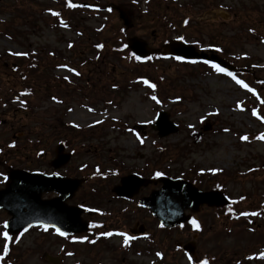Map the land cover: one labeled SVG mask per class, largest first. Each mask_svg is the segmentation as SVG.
<instances>
[{
	"label": "rangeland",
	"instance_id": "rangeland-1",
	"mask_svg": "<svg viewBox=\"0 0 264 264\" xmlns=\"http://www.w3.org/2000/svg\"><path fill=\"white\" fill-rule=\"evenodd\" d=\"M78 2L90 4L93 0ZM136 2L114 3L130 14L131 35L145 38L152 47L176 39L179 33L198 50L215 41L227 48L224 57L237 67L254 71L253 79L240 78L252 91L209 65L186 64L175 57H154L140 63L123 50L126 37L117 11L75 10L63 0H0V85L10 98L25 89L18 104L1 95L2 107L9 110L7 126L15 124L6 137L15 134L21 144L14 156L26 166L35 165L42 150L53 156L57 144L66 139L75 151L73 163L82 173H92L98 165L106 169L110 159L186 179L218 171L224 191L234 200L241 193L252 195L238 208L242 223L246 217L242 213L251 204L264 202V23L254 12V5H262L264 0H221L222 7L215 3L207 7L204 0ZM151 10L158 17L172 12L174 18L186 14L192 18L185 29L181 25L160 28L165 19L148 14ZM250 27L255 33H250ZM23 75H27L25 79ZM144 80L155 84V90ZM153 95L159 103L151 99ZM161 110L169 113L177 132L158 136L152 123ZM141 125L144 127L138 128ZM23 132L27 146L21 142ZM25 154L32 161L21 160ZM80 194L85 196L84 191ZM211 211L209 220L214 214ZM251 217L256 221L251 231L240 224L220 240L226 252L216 264H264L260 256L264 252V217L258 213ZM220 222L223 227L214 224V229L224 228L226 218ZM255 227L261 229L254 232ZM215 233L204 231L201 249H213L209 243ZM255 233L262 238L254 237ZM34 235L15 239L16 251L25 256L21 264L40 263L39 255L30 252L34 248H29L34 246ZM175 235V241L190 238ZM174 261L191 264L179 253Z\"/></svg>",
	"mask_w": 264,
	"mask_h": 264
},
{
	"label": "flooded vegetation",
	"instance_id": "flooded-vegetation-1",
	"mask_svg": "<svg viewBox=\"0 0 264 264\" xmlns=\"http://www.w3.org/2000/svg\"><path fill=\"white\" fill-rule=\"evenodd\" d=\"M220 2L221 0H205V5L212 7L211 4L215 3L217 6ZM254 12L263 17L258 16L259 20L261 18L260 22L264 23V4H255ZM1 88L3 87L0 85V99L1 95L4 94ZM8 112L9 110L3 108L0 103V190L5 189L8 183L12 182L9 180V175L15 169L39 171L45 175L65 178H85L86 182L63 202L66 206L64 210L53 209L48 211L43 209L42 213L60 215V221L70 222V224L81 217L86 223L83 222L80 229H85L87 226V230L60 235L53 227L34 225L18 235L9 234L12 239L5 241L3 233L7 231L4 225L12 215L7 209L0 207V255H3V245L8 244V254L0 261V264H21L25 256L21 257L17 254L14 244L15 239L24 234H35L33 236L34 246L29 248H34L30 250L31 253L34 251L39 255V264H172L175 246L179 247L187 243L192 245L194 254L189 256L193 257L194 261L198 263L207 261L208 264L218 263V256L220 257L222 251L219 234L214 226L210 225L208 228L209 233L216 231L215 236L210 238L212 242L209 243V245L213 243L211 247L214 249L208 248L207 251L201 249L202 242L199 244L198 235L196 236V233L200 234V230L204 228L206 221L210 219L209 217L200 218L199 227H196V231L190 235L188 232H190L191 226L184 224L173 228L163 227L150 209L142 205V200L148 198L153 191L161 187V183L157 180L158 170H143L137 167L127 169V166L112 163L110 159V169L99 170L96 175L87 173L84 176L79 167L73 163V157L64 167L56 169L52 165L56 155L49 156L46 150L41 152L37 158L39 159L38 164L26 166L25 162L16 160L14 156L17 148L15 145H21L17 135H12V138L17 140L14 142L6 137L7 131L15 128L14 123H10L9 127L7 126L9 124ZM21 142L23 146H27L29 143L24 132ZM63 143L66 145V150L71 151L67 147V143ZM23 156L25 157H22L21 160L32 161L29 155ZM73 156H75L74 153ZM116 168L119 175H114ZM131 173H138L142 177L151 179V182L136 188L131 187L134 190L133 193L126 189L127 196H120L115 191V186L121 182L123 176ZM82 190H87L86 197H81L80 192ZM60 197V194L55 191H44L41 194L43 202L57 200ZM9 200L7 195L0 194V203ZM73 208L81 209L74 212ZM206 211H209V208L204 205L200 212L194 216L198 217ZM219 220L217 219V221ZM105 233H111V235H105ZM177 233L190 238L184 243L178 242L176 244L175 234ZM128 237L131 239H128L127 244H125V239ZM202 240H205L204 236H202ZM159 251L164 254L160 261L156 256ZM211 255H217L213 262L208 259Z\"/></svg>",
	"mask_w": 264,
	"mask_h": 264
},
{
	"label": "water",
	"instance_id": "water-1",
	"mask_svg": "<svg viewBox=\"0 0 264 264\" xmlns=\"http://www.w3.org/2000/svg\"><path fill=\"white\" fill-rule=\"evenodd\" d=\"M121 17L124 19L125 24L130 26L129 18L121 12ZM129 47L133 52L139 56H148L152 53H155L156 49H151L148 47L147 43L138 37H132L129 39ZM164 54H175L183 57L184 59H211L215 62L221 64L222 66H229V63L223 59H220L217 56L208 57L205 53H199L195 50L193 46L186 45L182 42H173L165 46ZM154 127L159 130L160 136L168 135L169 133L177 131V127L174 123L169 121L168 114L166 112H161L159 114L157 122L154 124ZM64 147L61 145L57 149V154L59 159L56 160L53 164L58 167L63 165L68 159L69 155H63ZM11 178L13 182L4 190L5 193L13 196L14 201H18L16 204L15 210H22L24 207L28 208L29 212L32 213L34 209L40 210V205L43 206L40 199V194L43 190H50L51 188H46L45 185H42V174L38 173H12ZM62 181L59 183V187H56V181L49 183L47 185L52 186L53 189H56L61 192V197L55 201H50L49 203H55L57 207L60 206L59 210H64L65 205L63 204L66 197L71 195L81 184V180L77 179H67L60 178ZM161 180L164 181L163 188L154 193L153 202L150 201L148 204L154 215L161 221L165 226H173L180 224L188 219L189 215L185 214V210L191 208L192 210H198L199 206L203 203H208L209 205H221L224 203L223 196L218 192H202L197 189L191 182L184 179H171L164 177ZM145 179H142L139 176L132 175L130 177H125L122 179V187H126L131 184L139 185L141 182H144ZM63 184V185H62ZM123 188H120V192ZM222 202L220 203V201ZM13 207V210H14ZM10 209V208H9ZM12 212V209H10ZM75 211V210H74ZM28 214L22 219L17 218L18 214H14V218L9 224V228L12 232L21 231L28 226L43 222L41 217H32L33 214ZM61 217L60 215H57ZM31 218H36L35 220H30ZM25 220V223H19L18 221ZM59 223L54 225L56 227L62 228L61 224H68V227L74 228L78 225V222L71 225L70 222H64L57 220Z\"/></svg>",
	"mask_w": 264,
	"mask_h": 264
},
{
	"label": "snow or ice",
	"instance_id": "snow-or-ice-1",
	"mask_svg": "<svg viewBox=\"0 0 264 264\" xmlns=\"http://www.w3.org/2000/svg\"><path fill=\"white\" fill-rule=\"evenodd\" d=\"M68 6H69V7H76V5L71 4V3H70ZM52 15H53V16H58L59 14L56 13V12H52ZM61 23L63 24V21H61ZM187 23H188V21L185 20V21H184V24L186 25ZM64 26H66V25H64ZM249 31H252V29H249ZM178 39L183 40V37H178ZM71 46H72V45H69V47H71ZM215 51L219 52V51H221V49H220V48H216ZM15 55H21V53H15ZM135 59H136V60H140L141 57L137 55V56H135ZM148 59H151V57H148ZM175 59H177V60H181L182 57L177 56V57H175ZM190 62L195 63V61H190ZM204 63L207 64V63H209V61H204ZM212 67H213L217 72H219V73H224V74H226V75H228V76H231L234 80H236V77H235L231 72L227 71V69L221 67L220 65L213 63V64H212ZM69 71H74V70H73V69H69ZM75 74H76V75H79L78 72H76ZM65 79H67V77H65ZM143 82H144L149 88L155 90V88H156V85H155V84L149 83L147 80H144ZM236 83H237L238 85H240L241 87L247 88V85L244 84V82H243L242 80H236ZM248 91H252V89L248 88ZM151 99H152L153 101H156L157 103H159V100H157V97H156L155 95L151 96ZM89 110L91 111V109H89ZM253 115H256V113L253 112ZM258 118H259V117H258ZM226 131H227V129H226ZM138 138H139V137H138ZM262 138H264V137H262ZM241 139H247V137H241ZM141 143H143L142 140H141ZM157 175L159 176L160 173H157ZM242 199H243V198H242ZM242 215H245V216H247V215L255 216V215H257V213H256V212H252V213H242ZM191 223H192L194 226H196L197 228L199 227V226L196 224V221H195V220H193ZM4 227H5V228H8L9 225H8L7 223H5ZM56 231H57L60 235H65V233L61 232L60 229H58V228L56 229ZM105 235H111V233H105ZM3 239H4L5 241H9V240H11L12 238L9 236L8 232H4V233H3ZM128 239H131V237H128V238L125 239V244H127ZM7 254H8V244L5 243V244L3 245V255H0V261H2V260L4 259V256H6ZM157 255H160V254L157 253ZM260 256H261V258H264V252H262V253L260 254ZM191 259H192V257L189 256V260H191ZM200 264H208V262H207V261H201Z\"/></svg>",
	"mask_w": 264,
	"mask_h": 264
},
{
	"label": "trees",
	"instance_id": "trees-1",
	"mask_svg": "<svg viewBox=\"0 0 264 264\" xmlns=\"http://www.w3.org/2000/svg\"><path fill=\"white\" fill-rule=\"evenodd\" d=\"M109 40H110V39H107V40H105V42H106V41L109 42Z\"/></svg>",
	"mask_w": 264,
	"mask_h": 264
},
{
	"label": "bare ground",
	"instance_id": "bare-ground-1",
	"mask_svg": "<svg viewBox=\"0 0 264 264\" xmlns=\"http://www.w3.org/2000/svg\"><path fill=\"white\" fill-rule=\"evenodd\" d=\"M239 118V117H238Z\"/></svg>",
	"mask_w": 264,
	"mask_h": 264
}]
</instances>
